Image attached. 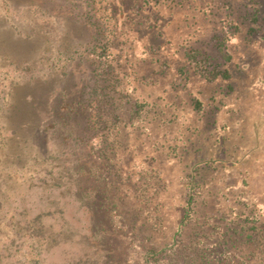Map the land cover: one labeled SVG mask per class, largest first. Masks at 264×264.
<instances>
[{
	"label": "rangeland",
	"instance_id": "1",
	"mask_svg": "<svg viewBox=\"0 0 264 264\" xmlns=\"http://www.w3.org/2000/svg\"><path fill=\"white\" fill-rule=\"evenodd\" d=\"M147 1H129L125 27L158 38L163 58L150 67L165 74L139 86L155 108L129 143L158 151L167 228L180 223L184 180L200 181L210 212L246 201L264 207V35L254 44L241 35L230 41V80L187 84L178 40L194 26H180L165 0ZM96 7L93 0H0V264H125L109 242L108 219L84 197L89 181L75 173L81 115L71 107L93 81L88 16ZM203 31L206 41L214 35L212 25Z\"/></svg>",
	"mask_w": 264,
	"mask_h": 264
},
{
	"label": "trees",
	"instance_id": "2",
	"mask_svg": "<svg viewBox=\"0 0 264 264\" xmlns=\"http://www.w3.org/2000/svg\"><path fill=\"white\" fill-rule=\"evenodd\" d=\"M129 1L93 0L97 7L88 16L95 28L93 81L86 96L74 98L71 107L81 115L74 139L83 152L76 157L75 173L89 181L84 197L97 202L108 219L109 242L125 264H264V207L246 201L228 211L210 212L199 180H184L180 223L172 231L167 228L162 193L168 184L158 151L138 150L129 143L138 129L148 127L155 108L137 92L149 76L164 77V68L150 67L163 58V46L145 27L130 34L125 27ZM165 3L178 14L180 26L184 21L194 26L178 40L185 60L178 71L187 84L194 79L230 80V41L241 35L244 42L254 44L255 36L264 35V0ZM211 25L214 35L206 41L203 30ZM155 45L160 50L146 59L144 52ZM168 63L171 59L163 62ZM19 69L32 70L30 65ZM193 102L200 109L196 95Z\"/></svg>",
	"mask_w": 264,
	"mask_h": 264
}]
</instances>
